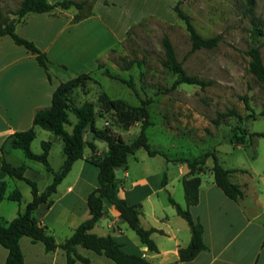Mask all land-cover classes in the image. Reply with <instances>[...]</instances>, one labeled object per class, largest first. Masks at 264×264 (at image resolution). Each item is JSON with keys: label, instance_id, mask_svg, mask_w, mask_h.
<instances>
[{"label": "crops", "instance_id": "1", "mask_svg": "<svg viewBox=\"0 0 264 264\" xmlns=\"http://www.w3.org/2000/svg\"><path fill=\"white\" fill-rule=\"evenodd\" d=\"M56 1L59 0H49L50 3ZM172 3V0H94L92 15L76 23L72 22L77 13L73 8L28 14L17 24L16 33L31 41L46 55L51 82L38 66L34 55L14 44L10 37L0 38V183L4 182L6 189L7 178L10 177L1 170V160L4 157L8 163L17 166L11 161L13 156H17L14 153L16 149L10 144L11 136L32 126L34 113L50 106L52 93L59 83L97 70V64L107 62L109 51L123 42L133 25L147 17L163 19V15H159L161 9L167 11L168 7L172 8ZM84 138L93 142L95 155H102L106 151V145L100 151L95 143L97 140H91L88 133ZM57 142L62 147L61 139L58 138ZM89 154L83 155L82 159L72 165L73 168L78 164L75 179L63 186L62 181L51 196L48 206H40L35 211L37 217L33 214L38 224L51 233L57 244L68 239L74 229L89 218L86 200L96 188L98 176L96 167L85 160ZM252 160L258 162L260 159L256 156ZM259 162L249 163L247 167L238 165L227 169L233 171L230 174L232 182L238 184L242 192L237 201H232L214 184L213 176L212 179L203 180V174L206 171L211 173L212 168L207 166L205 160V170L199 175L201 183L198 202L189 209L192 219L202 226L205 250L190 261L181 262L178 259V251L190 242V228L169 203L171 198L181 209L186 208L182 178L188 173V168L181 162L177 163L174 172L170 174L164 170L150 175L143 171L141 177L129 182V164L122 167V179H117L115 174L118 196L131 205H140V226L160 231L150 235L157 252H150L132 230H124L122 224L125 223L120 220L114 208H106L105 214L91 232L98 236L115 237L124 251L140 252L151 264H264V159ZM27 165L33 167L29 171L36 173L35 165ZM23 167L26 178L27 168ZM164 169L169 171L168 167ZM48 181L42 188H38L40 192L52 180ZM6 189L3 200H9L8 197L15 190L6 194ZM18 214V210H13L8 221L1 218L0 221L8 223ZM57 233H60L59 237ZM23 240L24 237L19 240V245L24 264H65L66 256L61 249L41 255L42 249L31 245L36 243L30 239L29 245L23 250ZM76 252L87 258L90 264L113 262L79 246ZM6 256L7 250L0 246V264L5 263ZM74 264L81 263L75 261Z\"/></svg>", "mask_w": 264, "mask_h": 264}, {"label": "rangeland", "instance_id": "2", "mask_svg": "<svg viewBox=\"0 0 264 264\" xmlns=\"http://www.w3.org/2000/svg\"><path fill=\"white\" fill-rule=\"evenodd\" d=\"M20 1L0 0L5 19H15L13 14ZM172 1L171 6L179 3L180 9L191 18V23L201 36H220L217 47L189 52L190 40L184 24L170 7L167 11L162 8L159 15H163V19L147 17L133 25L123 42L109 51L107 62L101 64L103 68L91 71L89 78L84 79L80 87L74 89L70 95L76 106L91 101L97 103V98L102 93L111 100L119 99L133 107L139 106L141 100L151 99L147 108L152 125L147 128L146 135L150 148L159 154L148 156L143 149H139L133 155H128V182L141 177L143 171L149 175L159 170L170 174L174 172L173 169L180 163V159H193L213 151L219 164L226 169H233L238 165L249 166V163L259 164L264 159V137H254L250 143L247 141L241 147L230 142L234 128H239L236 130L237 135L240 134V129L247 130L248 133H264V115H261L264 113V87L248 72L249 58L246 55L251 44V19H258L260 29L264 31V0H252L249 11L245 7V0ZM165 35L170 39L176 58L182 62L185 72L209 82L206 87L202 89L196 85L180 84L169 90L177 76L161 65L164 59L161 41ZM257 45L264 64V38H260ZM132 60L135 62L130 69L121 70L123 65ZM104 69L132 81L137 94L125 84L103 75ZM96 107L98 128L109 129L125 142L132 141L138 135L140 122L132 125L121 124L112 111L104 112L99 105ZM232 109L239 117L220 118L218 123H214L220 113ZM69 121L71 124L75 121L72 114H69ZM65 129L70 131V125H65ZM35 132L31 151L39 154L42 152L41 142H51L48 163L53 171H57L64 160L58 138L38 127H35ZM95 143L100 151L104 150L103 142ZM14 153L17 156H13L11 161L17 166L26 167L29 164L38 167V170L34 168L36 173L28 170L32 166L26 167L25 172L26 178L34 180L38 188H42L47 179L48 182L52 180V173L46 171L42 164L26 159L20 150ZM88 154L89 150L85 149L84 156ZM256 156H259L258 162L252 160ZM206 162L208 167L213 166L210 155ZM77 166L78 164L62 180V186L75 179ZM167 167L169 171L164 169ZM123 172L122 167L116 169V178L122 179ZM202 178L212 179V174L206 171ZM7 179L6 194L17 189L21 199L19 203L6 199L0 203V218L6 221L12 216L13 210L22 213L26 204L31 201L30 187L24 181ZM60 190L61 188L59 192ZM35 216L37 217L36 213ZM122 227L131 232L127 225L122 224ZM59 230L63 232L62 229ZM59 234L57 233L58 237ZM28 241L30 240L24 237L23 250L29 245ZM31 245L40 247L41 255H45L40 243ZM109 263L115 264L110 261Z\"/></svg>", "mask_w": 264, "mask_h": 264}, {"label": "trees", "instance_id": "3", "mask_svg": "<svg viewBox=\"0 0 264 264\" xmlns=\"http://www.w3.org/2000/svg\"><path fill=\"white\" fill-rule=\"evenodd\" d=\"M93 1L59 0L50 3L49 0H21L13 14L15 19L12 20L5 19L0 8V38L8 36L14 44L25 48L29 53L34 55L38 66L43 69L47 80L51 82L46 55L31 41L20 37L16 33L17 24L21 23L28 14L49 13L56 8L60 10L74 8L77 13L73 16L72 22L76 23L92 15ZM244 4L248 11L251 10L252 0H245ZM171 10L184 24L185 31L190 40L189 52L193 53L201 49H213L217 47L220 36L211 38L201 36L191 23V18L180 9L179 3H175ZM251 23V44L246 50V55L249 58L247 70L256 82L264 87V64L260 48L257 45V41L260 38H264V31L260 29L258 19L252 18ZM161 46L164 52V59L161 61V65L177 76L169 90L174 89L180 84L196 85L202 89L209 84V82L196 76L188 75L185 72L182 62L176 58L174 47L168 36L162 37ZM134 62L133 60L128 61L121 67V70L130 69ZM102 68L103 66L98 63L97 69ZM103 75L125 84L137 94L132 81L114 75L107 69H104ZM87 78H89V74H80L73 79L59 83L52 93L50 106L37 110L33 115L32 126L25 131L14 133L10 138V144L13 149L20 150L26 159L41 163L46 171L52 173V181L40 192L34 181L24 177L25 169L23 166H13L4 157L2 158L1 170L10 178L24 181L30 187L31 192V201L26 204L22 213H19L8 223L0 221V246L7 250L4 264H24L23 253L19 245V240L22 237L29 238L33 243H41L45 253H52L56 249H61L66 256L65 264H74L75 261H79L81 264H90L87 258L76 252L77 246L92 251L97 255H102L115 264H151L140 252L134 251L133 253H128L124 251L122 245L115 237L110 235L98 236L91 232L97 221L105 214L106 208H114L118 212L120 220L139 237L147 249L150 252H157L155 243L150 238V235L153 232L160 231L153 228L144 229L140 226V205H131L125 199L118 196L115 178V170L125 167L128 155H133L137 150L143 149L148 156L159 154L150 148L146 135L147 128L152 125L147 108L151 103V99L141 100L139 106L133 107L119 99L111 100L105 93H102L98 96L97 103L91 101L76 106L73 104V100L70 99L71 92L80 87L81 82ZM96 105H99L104 112L112 111L121 124L132 125L135 122H140L138 135L132 141L125 142L119 136L114 135L109 129L98 128L96 126ZM246 107L248 108V105ZM69 114H72L75 118V122L72 125H70ZM261 115H264V113ZM231 116L239 117L236 111L232 109L225 113H220L214 120V123H218L220 118ZM65 125H70L71 131H67ZM35 127L46 130L61 139L64 160L57 171H53L48 163L51 142H41L42 152L39 154L31 151V143L36 137ZM237 129L239 128L233 129L234 134L230 140L234 146H244L247 144V141L250 143L254 137H264V133H248L247 130L241 129L240 134L237 135ZM86 133H88L91 140L105 143L106 151L102 155H95L93 142H89L84 138ZM85 149H88L90 153L85 160L98 170L97 186L88 195L86 200L89 218L79 224L68 239L61 244H57L51 233L45 227H41L38 224L33 214L40 206H48L49 200L56 192L57 186L70 172L74 162L83 158ZM209 155L213 159L211 174L214 184L232 201H237L242 196L239 185L230 180V174L233 171L227 170L219 164L214 151L206 153L201 157L179 160L188 168V173L182 178L186 208L184 210L181 209L171 198H169V203L175 209L176 214L187 222L191 231L189 244L178 251V259L181 262L190 261L199 252L205 250L202 239V226L192 219L189 209L198 202L199 186L201 183L199 175L204 172L205 160ZM164 185L165 181L163 177L162 186ZM5 189L6 184L1 182L0 202L4 198ZM8 198L11 201L19 202L21 199L20 192L15 189Z\"/></svg>", "mask_w": 264, "mask_h": 264}]
</instances>
